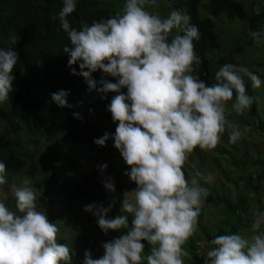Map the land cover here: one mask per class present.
Instances as JSON below:
<instances>
[{
    "label": "clouds",
    "instance_id": "1",
    "mask_svg": "<svg viewBox=\"0 0 264 264\" xmlns=\"http://www.w3.org/2000/svg\"><path fill=\"white\" fill-rule=\"evenodd\" d=\"M158 8L157 0H125L122 12L90 26L81 21L76 29L68 19L76 11V0H63L58 17H53L71 43L63 51L70 57L72 75L82 76L88 90L102 98L115 93L107 105L115 135L105 132L94 143L104 147L113 139L130 169L124 175L137 186L123 192L121 214L114 218L109 217L112 204L85 206L104 235H121L102 244L99 258L86 250L83 264H185V258L191 259L185 246L198 231L210 195L201 185L202 174L189 179L185 165L197 148L215 150L225 133L236 143L249 131L227 119L226 106L234 100L235 113L249 109L254 98L243 76L256 89L262 85L260 77L227 63L207 85L195 74L201 64L195 50L198 27L187 15L172 11L162 16ZM250 35L254 41L264 40V30ZM17 63L15 51L0 48V105L10 102ZM98 71L103 73L99 81L93 78ZM68 95L60 90L51 99L60 108L71 107ZM73 116L83 122L79 113ZM107 167L98 166L101 174ZM6 176L7 166L0 162V186L7 183ZM102 183L115 192L111 177ZM42 196V190L25 179L14 190L15 210L0 201V264H73V250L57 243V224L39 210ZM142 241L149 246L147 252ZM210 243L204 264H264V211L253 213L250 234L217 235Z\"/></svg>",
    "mask_w": 264,
    "mask_h": 264
},
{
    "label": "trees",
    "instance_id": "2",
    "mask_svg": "<svg viewBox=\"0 0 264 264\" xmlns=\"http://www.w3.org/2000/svg\"><path fill=\"white\" fill-rule=\"evenodd\" d=\"M200 1L157 0V4L160 14L167 16L166 10L178 11L189 16V23L198 27L200 39L195 42V50L201 64L195 74L211 86L215 82V74L211 73L212 66L207 57L208 54L219 51L221 44L212 20L198 16L197 7ZM124 3L125 0H76V11L68 19L76 29L80 28L81 21L90 26L94 20H106L122 12ZM209 4L215 16L225 13L230 19L246 21L245 32L246 30L249 32L247 46L260 43L254 41L250 33L264 30V0L252 2L248 9L239 0H210ZM257 4L263 5V9L254 12V6ZM62 7L63 0H0V48L11 49L18 54L10 102L0 105V162L7 166V183L0 186V189L5 191L9 190V184L13 182L18 172H24L32 183L38 173L37 167H47L49 161L58 157L56 149L52 148L54 143L100 147L94 140L108 132L105 128L106 122H111L107 126L109 133L111 129H116L111 113L107 111V105L115 93H108L106 98H102L103 94L90 92L84 78L72 75V69L68 66L70 57L64 53L63 48L71 47V43L61 29L59 20L53 19L54 16L58 17ZM236 50L242 51L243 48L237 47ZM73 67L79 73L78 65ZM102 76V72L93 73V78L97 81ZM105 78L116 82L114 78ZM243 80L248 94L253 97L252 83L244 76ZM60 90L69 93L67 101L71 107L60 108L52 101L51 94ZM122 91L126 94L127 89ZM256 108L257 103L254 99L247 114L248 119L233 111L229 120L235 121L242 129L247 127L249 131L246 134H260L264 139V114L259 116ZM74 113H79L83 122L74 118ZM95 117H99L100 120H94ZM227 135L225 133L221 141L228 144L233 153L224 151L219 153H226L234 173L226 174L225 179H215L208 183L206 173L212 172L213 169L203 170L207 168V158L199 148L193 152L197 168L191 169L186 166L187 163L185 165L186 176L191 179L197 172L201 173V185L210 192L202 209L198 231L185 246L191 255V259L185 258V264H204L206 252L212 247L210 242L217 235L250 234L253 213L257 209L264 211V143L262 148H255L253 145L254 154L247 149L246 153L250 152V155L240 160L237 151L239 148L245 149V146L237 148L226 140ZM38 143L44 144L42 156L47 158V161L43 162L44 165L36 159L40 154L39 148L36 147ZM197 151H201L202 155ZM119 167L116 174L124 176L125 183L115 184V192H109L104 188L98 172L85 173L75 183L58 188L59 202H54L55 195L49 196L52 191L46 189L42 196L45 200H41V206L47 208L55 205L52 212L59 215L60 222H65L70 217L75 222L79 216L94 217L84 211L87 205L108 207L112 204L109 217L114 218L121 214L123 192L137 187L124 175L129 169L123 159ZM256 204L258 206L254 208ZM206 216L210 219L209 224L203 222ZM129 226L131 227L130 215ZM96 229L99 231L96 239L105 242L121 235V232L110 231L106 236L99 227ZM122 232L127 234V230ZM71 236L72 240H75L72 234ZM84 239L89 237L86 235ZM142 243L145 244L147 252L149 250L147 242Z\"/></svg>",
    "mask_w": 264,
    "mask_h": 264
},
{
    "label": "rangeland",
    "instance_id": "3",
    "mask_svg": "<svg viewBox=\"0 0 264 264\" xmlns=\"http://www.w3.org/2000/svg\"><path fill=\"white\" fill-rule=\"evenodd\" d=\"M210 0H201L198 7V16L200 18H210L214 24V30L219 37V41L221 44V48L219 51H214V54H208V61L211 64V73L215 74L219 68L227 63L233 64L236 67L244 66L249 69V71L254 74H258L262 81V85L260 88L256 89L252 86V93L257 103L256 112L259 116H263L264 114V40L259 41L260 43H255L254 46H247L246 40L248 38V30L245 32V20L244 19H230L225 13H222L218 16L213 15L210 4ZM238 1V0H236ZM244 4L245 8L248 9L249 5L257 0H239ZM164 4V3H163ZM263 9V5L257 4L254 6V12H259ZM167 14L172 11L166 10ZM164 16L163 14H161ZM237 47H242V51L236 50ZM248 79L249 82L251 80ZM252 83V82H251ZM234 102H229L226 111L227 119L229 120L230 114L233 112L231 108V104ZM263 109V111H262ZM249 109H246L243 114H238L239 116L249 118L247 116ZM262 111V112H261ZM94 120H100L99 117H95ZM235 124H237L233 120H229ZM105 128L109 132V126L111 122H106ZM241 129L242 127L237 124ZM110 133L114 136L115 129H111ZM62 136V134H61ZM60 136V138H61ZM226 140L229 141L228 135L226 136ZM264 143V139L261 138L260 134L248 133L245 134L239 141L233 143L237 146V148L241 146H245L244 148L238 149V158L240 160H244L250 155V152L246 153L247 149L252 151L253 154L255 148H262ZM43 143H38L37 148L40 151L39 156L36 157L37 160L40 161L41 165H44L43 162L47 161V158L42 152ZM53 149H56L58 157L53 161H49L47 167H37L38 173L35 176V180L31 183V186L36 188L37 190H42L44 193L46 189L52 191L49 193V196L52 194L55 195L54 202H59L60 198L58 195V188L62 185L73 184L79 178L83 177L85 173H94L98 172L99 179L104 180L108 177H111L115 184L125 183L123 177L116 174V170L119 169V164L122 162V157L118 150L114 147L113 139H109L106 146L104 147H83L81 145L74 144H64L58 145L54 143L52 146ZM198 149V148H197ZM220 151H224L226 153H233V149L225 144V142H220L218 147L212 151H202L207 158L206 167L203 170L207 171L212 168V172L206 173V180L209 182L214 181L215 179H225L226 174L231 175L234 173V168L231 165L228 157L225 154L219 153ZM68 152V153H67ZM198 152V151H197ZM198 153L201 154V151ZM252 154V155H253ZM196 155V154H195ZM192 157V158H191ZM197 157V155H196ZM198 158V157H197ZM107 164L108 167L106 171L101 174L98 166L102 164ZM188 167L191 169L197 168V163L195 156L193 153L190 155L189 160L187 162ZM129 169V167H128ZM187 170V169H186ZM130 171V169H129ZM188 172V171H187ZM15 175V173H14ZM204 177V176H203ZM237 177V176H236ZM13 182L9 184V190L5 191L4 189H0V201L6 203V205L15 209V197L14 190L17 187L22 186V182L27 179L24 172H18L13 178ZM119 181V182H118ZM132 188L130 191L134 190ZM45 199L42 197L38 199V207L39 210L44 211L51 222L57 224L60 229L58 234L57 243L66 244L73 250V264H83L84 262V253L86 250L90 251L93 255V258H99L104 254V249L102 248V244L105 242L100 239H96L99 235L98 226L96 217L86 218L79 216L75 219V222L70 218H67L65 222H60L59 215L57 213L52 212L53 207L55 205H51L46 207L41 206V202ZM257 204L253 207L256 208ZM203 222L209 224L210 219L206 216L203 218ZM88 226V227H87ZM217 227V226H216ZM63 230H62V229ZM77 230V231H75ZM71 234L75 237V240H72ZM242 234V233H241ZM88 236L89 239H84L85 236ZM246 235V234H245Z\"/></svg>",
    "mask_w": 264,
    "mask_h": 264
}]
</instances>
